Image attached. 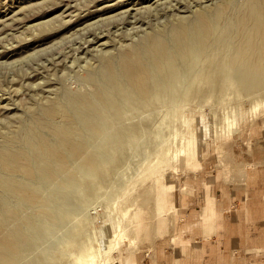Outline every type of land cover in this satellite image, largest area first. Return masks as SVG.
Wrapping results in <instances>:
<instances>
[{
	"label": "rangeland",
	"instance_id": "374dc122",
	"mask_svg": "<svg viewBox=\"0 0 264 264\" xmlns=\"http://www.w3.org/2000/svg\"><path fill=\"white\" fill-rule=\"evenodd\" d=\"M129 1L143 8L126 13L125 2L115 0H0V143L15 132L19 119L31 124L40 104L62 105L78 124L68 144H58L68 156L65 163L47 150L38 157L35 148L16 147L35 158L41 176L24 170L10 176L0 169L5 186L0 201L8 206L0 264H75L89 250L97 264L228 260L230 249L214 248V241L228 240L223 237L230 236V215L249 204L261 208L264 67L249 68L245 76L252 80L227 76L228 70L217 66L208 68L211 74L186 75L173 84L153 83L152 67L146 96L133 84L111 87L101 73L103 57L180 16L190 18L229 0ZM195 59L200 66L203 58L196 56L183 70L195 66ZM93 109L105 118L122 113L119 143L90 131L96 124L84 113ZM52 119L57 127L65 124L60 113ZM41 134L55 144L56 134L47 129Z\"/></svg>",
	"mask_w": 264,
	"mask_h": 264
},
{
	"label": "bare ground",
	"instance_id": "6f19581e",
	"mask_svg": "<svg viewBox=\"0 0 264 264\" xmlns=\"http://www.w3.org/2000/svg\"><path fill=\"white\" fill-rule=\"evenodd\" d=\"M147 1H152L151 3H156L157 5H159L158 3L161 0H140V3H144ZM115 2H125V6L127 7L125 9L123 8V12L126 13L130 12L131 10H137L140 7L143 8V6H135V4H133V2L131 3L129 0H115ZM67 3L68 5H70L69 2ZM162 3H164V1ZM162 3L160 5H162ZM145 4L149 5V3ZM150 5L154 6V4ZM147 8L150 9L148 6ZM79 9L80 8H78V10ZM72 11H76V9L74 8V10ZM65 12L67 13V11ZM60 13V15L62 16V13L64 12ZM120 13L121 12L119 11V14ZM79 14L77 16H80ZM119 14L117 19H119L120 17ZM124 15H122V18ZM140 15L141 14H139V17ZM77 16L76 19L78 18ZM134 16H137V14ZM96 18L97 17H95L94 19ZM106 18H108L109 20L112 19L111 16H108ZM91 19L94 21L93 17ZM98 19L100 21V18ZM173 21L174 22L169 26L160 27L156 30H153L151 33L144 36L143 39L139 40L133 45L128 46L127 48L119 50L118 52H116V54L103 57L101 72L103 74L102 79L106 80L111 87H113L114 84L116 86L120 83L122 85H125L126 83L131 85L133 84L134 87L139 86L138 95L146 96L147 93L148 95L151 94V87L149 88L148 80L149 70L152 67V70H155V75H152L153 83H161L166 80L169 84L177 82L182 83V80L186 77V75L187 77L190 75L200 77V75L203 76L204 74H211L210 72L212 71L208 70V68L213 67V69H217V66H221L222 68L228 70L229 73L227 71H224L225 73H227V76L228 74L230 75V77H232L233 75L234 77H238L239 79H241V81H245L246 79L252 80L253 77L247 78V76H245V73L250 70L249 68L253 67L252 72H256L259 71L261 67H264V0H229L226 3L224 1L222 2L221 6L201 8L196 13H193L190 18L189 16H180ZM123 22L124 21L122 20V23ZM135 24L136 23L134 22L133 25ZM95 25L97 26V24ZM125 25L127 26V24ZM81 26L83 27V25H80V27ZM113 26L116 27L115 25ZM77 27H79L78 24L75 28ZM82 30H84V28ZM78 32L80 31L78 30ZM117 32H119V30ZM167 33H170V36H166ZM218 35L222 36L219 37ZM89 39L87 40L89 41ZM87 40L85 42H87ZM98 44L99 43H97L96 45L98 46ZM101 47H103V45H101ZM196 56H201L203 58L201 61H198L201 63V65L197 67L196 62L198 59H195V66L187 69V72L184 71L182 68V64L187 63L189 59L192 60L196 58ZM249 58L251 59L250 61H248ZM230 67H233V69L231 70ZM160 75L164 77L158 78ZM85 77L90 78V74ZM211 78L215 80L217 77L214 76ZM84 97L85 96L81 95L79 99H85ZM73 100L75 99L71 97L68 98L69 102H73ZM53 105L54 104L38 105L36 107V110L32 112V114L35 115L32 117V123L27 125L23 123V120L19 119L20 123L15 132L12 135H8L4 139V141L0 143V169L4 171L5 174L16 176L20 172H26L30 176L35 175L34 177H37L36 175H40L38 173V170L35 168L38 163L35 162L34 157L27 155L24 150H22L25 148H35L38 157L40 156L39 154H41V152H45V150H47L49 153V157L54 156V160L60 163H65L68 160V156L63 153L58 144H68L67 136L78 131V124L74 122L73 118H69L67 116L66 111L62 105H56V107H54ZM102 106L106 109L109 108L108 100L103 99ZM59 113L65 118V124L62 127L55 126V120L52 119L54 115L57 116ZM84 114L87 115L84 116V118L88 119L87 122H89V118H91L96 124L95 126H88L92 133L104 132L105 140L106 138L111 139L113 137L115 139V142L117 141L119 143V137L122 131V127L120 126L121 123L119 121L122 118V113L120 111H113L111 117L106 118L101 116L100 113L94 109L90 112L86 111ZM41 115L43 117H41ZM98 121H100L101 124H98ZM111 122L116 124H113L112 126ZM46 129L57 135L55 138V144H52L51 142L46 140L41 134V131ZM15 141H18L19 143L16 145ZM16 147L22 149H17ZM80 148H82L83 150L85 149L83 145H80ZM47 165H49V163H47ZM33 168H35V173ZM0 187L2 188V191L5 192V186L2 182V178H0ZM14 194L17 196V198H19L20 193L16 194L14 192ZM33 198L35 197H25L27 201H31ZM50 199L53 200L52 198ZM38 201L39 200L35 202ZM6 209H8L6 203L4 201H0V229L4 227L2 222L4 219L2 218V215H4L3 211ZM96 256L97 255L95 252L89 250L88 252L79 255L76 259L75 264H97Z\"/></svg>",
	"mask_w": 264,
	"mask_h": 264
},
{
	"label": "crops",
	"instance_id": "0c3cea01",
	"mask_svg": "<svg viewBox=\"0 0 264 264\" xmlns=\"http://www.w3.org/2000/svg\"><path fill=\"white\" fill-rule=\"evenodd\" d=\"M227 241L220 239L214 241V248L220 250L230 249L231 256L228 260L213 259L211 263L204 261L199 264H264V198L261 208H252L249 204L245 209L230 215ZM260 252L255 255V253ZM235 251V252H234ZM235 254V256H232ZM241 254V255H240Z\"/></svg>",
	"mask_w": 264,
	"mask_h": 264
}]
</instances>
